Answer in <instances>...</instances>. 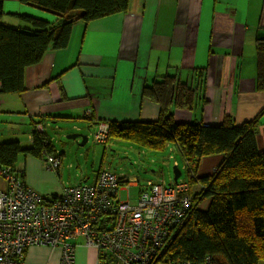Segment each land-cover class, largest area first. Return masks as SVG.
I'll return each mask as SVG.
<instances>
[{"label":"crops","instance_id":"1","mask_svg":"<svg viewBox=\"0 0 264 264\" xmlns=\"http://www.w3.org/2000/svg\"><path fill=\"white\" fill-rule=\"evenodd\" d=\"M7 4L19 7L17 1H7L4 18L7 12L13 19L24 14L52 20L7 9ZM258 38H264V0H130L127 12L88 25L76 23L67 48L50 49L26 68L24 92L0 95V141L31 147L33 123L57 136L64 123L85 132L88 125L98 130L102 123L156 121L161 107L144 96V89L166 75L193 87L198 74L204 77L196 108H173L177 122L217 126L227 115L236 124L252 120L264 108V92L256 90ZM257 144L264 151V116ZM61 157L58 171L48 169L46 158L31 155H21L17 168L27 185L56 197L68 187ZM221 159L206 158L200 174H209ZM89 179L83 175L81 183ZM40 250L47 252L28 250L29 264L45 263L36 258ZM53 261L58 264L59 257ZM77 261L86 264L85 257Z\"/></svg>","mask_w":264,"mask_h":264},{"label":"trees","instance_id":"2","mask_svg":"<svg viewBox=\"0 0 264 264\" xmlns=\"http://www.w3.org/2000/svg\"><path fill=\"white\" fill-rule=\"evenodd\" d=\"M7 1L0 0V95L24 92L26 68L38 64L50 49L67 48L76 23L88 25L130 7V0H15L54 17L49 21L14 15L20 21L15 27L3 21ZM256 64V90L264 92V38L257 40ZM197 76L194 87L171 75L146 86L144 96L161 107L159 119L110 122L108 139L125 140L153 152L174 145L183 156L189 176L185 193L191 196L192 206L167 241L168 258L200 264L207 260L210 264H258L264 261V151L258 148L257 131L264 108L241 124L229 115L217 126L177 122L173 108L193 110L201 100L204 77ZM39 124L33 123L29 148L18 141H0V165L19 171L16 163L21 155L60 157L45 130L36 129ZM213 156L221 157V162L201 175L203 161ZM205 201L209 205L201 210Z\"/></svg>","mask_w":264,"mask_h":264},{"label":"built area","instance_id":"3","mask_svg":"<svg viewBox=\"0 0 264 264\" xmlns=\"http://www.w3.org/2000/svg\"><path fill=\"white\" fill-rule=\"evenodd\" d=\"M36 129L44 131L41 124ZM108 136L109 125L99 124L97 142L106 143ZM47 163L53 171L61 166L55 155H48ZM0 182V264H29L26 254L33 247L60 249L59 264H76L80 246L97 250L96 264H200L166 256L173 229L192 206L187 182L141 185L127 179L121 184L120 176L102 169L92 184L45 197L21 172L2 165ZM132 186L141 190L136 202L119 201V191Z\"/></svg>","mask_w":264,"mask_h":264},{"label":"rangeland","instance_id":"4","mask_svg":"<svg viewBox=\"0 0 264 264\" xmlns=\"http://www.w3.org/2000/svg\"><path fill=\"white\" fill-rule=\"evenodd\" d=\"M18 4L19 7L14 5L9 6V4H7L6 7L7 9L17 10L18 12L21 11L20 13L33 15V12L52 20L54 19V17L47 12L19 2ZM5 13L6 17L3 20L4 22L15 27L17 23H20L18 19H13L11 18L12 16L7 15V12ZM63 127H65L64 134L61 136L60 132H63ZM69 129L73 131L74 128L72 125L70 126L64 123L59 129V133L57 132V136H54L52 130H49V136L53 138L52 144L56 150V155L59 154V156H62L61 158L65 160L62 180L65 181L66 186L80 184L83 180V175L90 177V179L87 180V184L92 183L101 169L109 170L129 180L138 179L141 185L146 184L148 181L159 184H171L174 183V167L177 166L182 172L179 183L186 182L189 179L185 160L174 145H170L166 151L153 152L144 150L137 145L114 137L108 139L106 143H100L96 140V134L99 128L97 130V127L93 126L89 130H85L89 138L88 142L81 147L74 140L67 139V136L71 133ZM22 159L24 158L22 157ZM16 166H19L18 162ZM123 188L126 189L127 185ZM138 194L139 188L131 187L129 190H120L118 199L124 202L130 198L131 202L135 203ZM208 205L209 202L205 201L200 205V209L206 210ZM43 249L47 250V252L40 250V253L36 254V258H42L43 262H47L46 264H54L53 260L57 256L59 260L61 259L60 249ZM81 257H85L86 264H96L97 250L95 248H88L84 251V249L79 248L76 252V264H78L77 258ZM59 263L60 261L58 264Z\"/></svg>","mask_w":264,"mask_h":264},{"label":"water","instance_id":"5","mask_svg":"<svg viewBox=\"0 0 264 264\" xmlns=\"http://www.w3.org/2000/svg\"><path fill=\"white\" fill-rule=\"evenodd\" d=\"M99 125V124H97ZM94 125H88V127H86V131L89 130L90 128H92ZM63 134H61L62 136ZM88 134L86 132H71L69 133V135L67 136V139L69 140H74L75 142H77L81 147L84 146L87 142H88ZM174 182L177 183L179 181V178L182 175L181 170L175 166L174 167Z\"/></svg>","mask_w":264,"mask_h":264}]
</instances>
